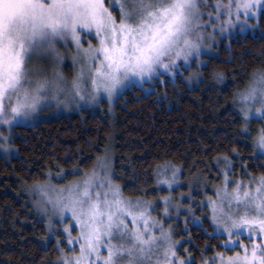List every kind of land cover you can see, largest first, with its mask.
I'll use <instances>...</instances> for the list:
<instances>
[{
	"label": "snow or ice",
	"instance_id": "6c2138e0",
	"mask_svg": "<svg viewBox=\"0 0 264 264\" xmlns=\"http://www.w3.org/2000/svg\"><path fill=\"white\" fill-rule=\"evenodd\" d=\"M261 2L229 0L228 19L221 31L233 26V3L239 19L241 14L249 16ZM216 7L224 6L218 2ZM200 15V0H121L118 15L105 0H0V125L10 129L36 112L42 102L59 100L61 95L66 104L77 97L83 99L87 82L92 99L101 92L111 98L127 82L151 79L161 68L172 71L180 58L187 62L193 52L198 54L199 44L190 34ZM85 30L96 44L83 46L81 34ZM70 42L76 45L72 59L80 68L69 83L59 65L64 60L60 45ZM216 76L219 79L222 73ZM236 95L245 121L264 120V71L254 73L247 87ZM244 127L248 130L249 126L245 123ZM254 143L264 151V125L256 129ZM225 180L221 203L227 201L228 211L212 202L213 219L228 233L225 244L233 240L234 229L247 228L249 233L264 235V175L255 190L250 183L242 191L241 182L229 192L227 175ZM35 187L54 213L63 215L71 210L79 226L75 237L65 228L70 242L79 241V251L62 257L63 264H150L151 257L160 251L164 259L156 264H176L170 232L163 231L160 224L157 236L153 229L159 222L147 215L145 202L124 198L120 186L109 176L93 170L68 188L53 190L50 183ZM233 201L236 212L231 210ZM240 247L243 254L237 252L226 261L218 253L221 264H264V243L253 242L250 251L248 245ZM178 264L188 262L180 258Z\"/></svg>",
	"mask_w": 264,
	"mask_h": 264
},
{
	"label": "trees",
	"instance_id": "16d2710c",
	"mask_svg": "<svg viewBox=\"0 0 264 264\" xmlns=\"http://www.w3.org/2000/svg\"><path fill=\"white\" fill-rule=\"evenodd\" d=\"M261 19L264 28V13ZM260 25L206 56L197 83L187 81L184 69L167 77L161 72L127 89L112 112L85 108L13 129L16 153H0V264H59L64 237L49 233L25 188L59 174L70 179L71 171L90 170L102 158L112 160L115 181L134 200L168 194L161 182L166 169L179 171L182 192L195 178L203 187L217 184L228 163L234 174L264 175V155L254 143L260 120L253 118L245 130L236 95L264 71ZM200 222L187 234L180 226L178 234L191 237L187 246L196 260L221 248L223 239L208 216Z\"/></svg>",
	"mask_w": 264,
	"mask_h": 264
},
{
	"label": "rangeland",
	"instance_id": "374dc122",
	"mask_svg": "<svg viewBox=\"0 0 264 264\" xmlns=\"http://www.w3.org/2000/svg\"><path fill=\"white\" fill-rule=\"evenodd\" d=\"M106 4L111 8L114 14H119V4L121 0H105ZM220 3L224 7H216L217 3ZM229 0H200V11L201 15L194 21L196 25L190 34L191 39L199 44L198 54L193 52L190 55L187 62L180 58L177 61V67L172 71H167L164 69L159 70L165 73L166 77L171 76L174 71H182L181 74H185V78L190 84L197 83L203 77V68L207 63L206 56L217 55L223 45H226L228 40L235 37L238 33L244 34L255 25H260L261 15L264 13V0L258 3L256 8L251 11L249 16H244L241 14L239 19H236L235 15V3H233L232 8V27H224L221 31V25L228 19V8L226 7ZM243 13V10H241ZM219 16V18H217ZM261 30H264L263 26H259ZM82 43L84 47L88 46L87 42L96 44L97 41L94 39L93 35H89L87 30L82 34ZM61 51L64 53V60L59 65V70L63 72L64 76L67 78L69 83L73 77L78 73L80 64L73 62V55L76 53V45L74 42H70L67 45H60ZM154 74L153 76H155ZM152 76V77H153ZM150 79L145 78L143 81L136 79L134 81L127 82L123 87H121L111 98L108 97L107 93L101 92L99 95L92 99V89L90 82H87L84 88V98L80 99L77 97L75 100H71L67 104L64 103V96L61 95L59 100L49 99L40 104L37 111L30 114L27 118L21 119L15 122L14 125L9 129L6 125H0V133L3 136L0 137V153L6 158L14 155L16 153V148L11 143V136L13 129L20 127L21 125H34L42 120L51 119L52 117H58L64 114H69L72 112L80 111L85 108H101L107 106L108 110L112 112L116 107L119 97L130 87H134L137 84H142L144 81ZM259 107V104L255 105ZM253 118H249L245 121L250 124ZM261 126L264 125V120L257 118ZM260 126V127H261ZM259 128V127H258ZM257 128V129H258ZM7 137V139H4ZM255 152L257 155H264V151L255 145ZM101 164L104 168H101ZM95 170L101 176H109L114 184L118 182L114 179V169L112 165V160L108 157L102 158L98 161L96 166L90 170L86 169H75L71 171L74 176L70 179H66V174L56 175L53 178L50 177L44 181H38L36 183L27 185L25 188L26 194L33 201V205L40 216H42L47 223L48 231L50 233L54 232L57 236L63 235L64 238L59 239L60 245V256L58 259L59 264H63L62 257L73 256L79 251V241L70 242L69 232L65 231L67 227L71 231V235L75 237L79 233V226L75 223V218L72 216L71 210H68L60 215L52 211V205L48 203L46 197H44L39 190L36 189L35 185L37 183H50L52 189L58 188H68L76 182H82L88 176H90ZM174 170L166 169V173L163 174L161 182L165 184L168 189V194L160 195L157 198L151 200H140L145 202L144 208L147 209V215L157 220L156 228L153 229L155 234L159 236L160 224L163 225V231L170 232V240L174 242L175 251L177 253L176 264H178L180 258H186L188 264H221V260L217 257L218 253H222L224 260L226 261L228 257L235 256L237 252L243 254V249L240 245H248L249 251L251 249V244L264 243V235L258 236L255 231L249 233L247 228L241 229L237 232L233 230V240L228 244L225 241L228 240V233L224 230L221 224H218L213 219V204L216 202L219 207H222L225 212L228 211L227 201L221 203L223 198L224 187L226 185L225 176L227 175V189L231 192L237 184H243L242 191L247 190L250 183L253 190H255L256 184L259 181V176H242L239 173H232V167L228 163L226 168L220 169V181L215 185H210V187H203L200 181L195 178L192 183L189 184V190L182 192L181 185L182 180L179 177V171L175 170V176H173ZM170 182V184H169ZM120 186V185H119ZM121 194L126 199H131L133 202L137 201L132 198H128L120 187ZM51 195H55V191H50ZM171 196L173 198H171ZM167 198V199H166ZM206 210L208 212L206 213ZM232 212H236L237 205L233 201L231 204ZM240 211H243V205L240 206ZM219 216L220 213L218 212ZM202 216V217H201ZM208 216L211 221V225L214 229L215 234H220L223 239L220 241L221 248H214L212 254L206 253L202 255L203 257L199 260L194 259L193 255L190 253L188 243L191 241V237L188 235L186 237L178 236L181 233L179 227H182L183 233H188L191 224H200V220ZM131 219L130 217L128 218ZM142 225V221L140 222ZM130 227H134L130 224ZM179 230V231H178ZM178 231V232H177ZM65 245H62V243ZM124 242V241H121ZM161 245L167 247L165 241H160ZM209 249L205 247L206 252ZM213 249V248H212ZM104 255L107 253L104 252ZM209 254V255H208ZM163 260V252L160 251L158 254L151 257L150 264H156L157 260Z\"/></svg>",
	"mask_w": 264,
	"mask_h": 264
},
{
	"label": "flooded vegetation",
	"instance_id": "af4514ba",
	"mask_svg": "<svg viewBox=\"0 0 264 264\" xmlns=\"http://www.w3.org/2000/svg\"><path fill=\"white\" fill-rule=\"evenodd\" d=\"M214 250V249H213ZM214 252V251H213Z\"/></svg>",
	"mask_w": 264,
	"mask_h": 264
}]
</instances>
